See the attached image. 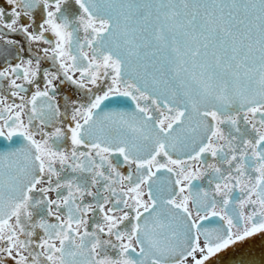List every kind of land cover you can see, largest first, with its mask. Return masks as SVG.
I'll return each instance as SVG.
<instances>
[{"label":"snow or ice","instance_id":"snow-or-ice-1","mask_svg":"<svg viewBox=\"0 0 264 264\" xmlns=\"http://www.w3.org/2000/svg\"><path fill=\"white\" fill-rule=\"evenodd\" d=\"M5 4L0 264H209L264 235V0Z\"/></svg>","mask_w":264,"mask_h":264},{"label":"water","instance_id":"water-1","mask_svg":"<svg viewBox=\"0 0 264 264\" xmlns=\"http://www.w3.org/2000/svg\"><path fill=\"white\" fill-rule=\"evenodd\" d=\"M122 105L130 104L125 101ZM209 264H264V235L233 245L212 258Z\"/></svg>","mask_w":264,"mask_h":264},{"label":"flooded vegetation","instance_id":"flooded-vegetation-1","mask_svg":"<svg viewBox=\"0 0 264 264\" xmlns=\"http://www.w3.org/2000/svg\"><path fill=\"white\" fill-rule=\"evenodd\" d=\"M0 6L5 7L6 10L9 7L8 5L5 4V0H0ZM36 19H37V22L40 21L41 16H40L39 13H37ZM12 38L17 40L20 43V45H24V40H23V38L21 36L16 35V36H13ZM17 51H18L17 48H9L6 45L0 44V69H2L5 66V60L11 61L12 64H15L17 62V60L14 58L16 53H17ZM22 55L27 57V52L22 53ZM47 66L48 65L44 64V63H42V65H41L42 68L43 67H47ZM60 91L62 93H67L69 95L74 94V89L71 88L70 86H67V85L62 87L60 89ZM4 94L5 95L7 94L6 86H5V93ZM9 99H11V97H9ZM17 102H19V101H17ZM127 102L130 104L129 101H127ZM121 110H131V107L122 105L121 106ZM53 196H54V194H53ZM9 264H11V262H9Z\"/></svg>","mask_w":264,"mask_h":264}]
</instances>
